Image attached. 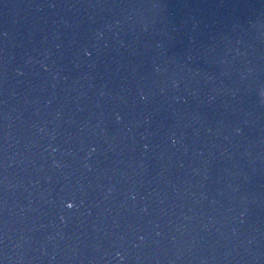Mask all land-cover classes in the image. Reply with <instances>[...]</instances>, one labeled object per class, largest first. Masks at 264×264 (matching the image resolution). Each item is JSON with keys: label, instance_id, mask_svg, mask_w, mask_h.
I'll list each match as a JSON object with an SVG mask.
<instances>
[{"label": "water", "instance_id": "1", "mask_svg": "<svg viewBox=\"0 0 264 264\" xmlns=\"http://www.w3.org/2000/svg\"><path fill=\"white\" fill-rule=\"evenodd\" d=\"M0 264H264V0H0Z\"/></svg>", "mask_w": 264, "mask_h": 264}]
</instances>
